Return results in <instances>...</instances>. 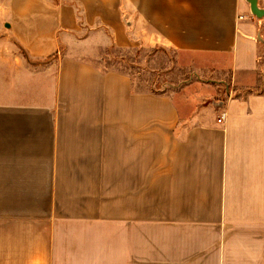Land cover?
<instances>
[{
    "label": "crops",
    "instance_id": "crops-1",
    "mask_svg": "<svg viewBox=\"0 0 264 264\" xmlns=\"http://www.w3.org/2000/svg\"><path fill=\"white\" fill-rule=\"evenodd\" d=\"M8 1L0 44L59 62L49 99L0 101V264H264V19L247 0ZM160 46L230 80L172 96L92 62Z\"/></svg>",
    "mask_w": 264,
    "mask_h": 264
},
{
    "label": "rangeland",
    "instance_id": "rangeland-1",
    "mask_svg": "<svg viewBox=\"0 0 264 264\" xmlns=\"http://www.w3.org/2000/svg\"><path fill=\"white\" fill-rule=\"evenodd\" d=\"M7 2L0 0V5ZM2 31L3 35L8 33V30ZM0 55V101L30 103L53 95L50 90L56 81L59 55L43 60L30 59L22 48L7 43L0 44ZM199 57L161 46L129 50L111 48L102 51L92 62L103 69L128 73L141 90L166 92L172 96L197 90L199 85L211 80H230L228 73H216L206 65L207 59Z\"/></svg>",
    "mask_w": 264,
    "mask_h": 264
},
{
    "label": "water",
    "instance_id": "water-1",
    "mask_svg": "<svg viewBox=\"0 0 264 264\" xmlns=\"http://www.w3.org/2000/svg\"><path fill=\"white\" fill-rule=\"evenodd\" d=\"M248 4L250 5L251 14L258 19L264 18V9L260 6L259 0H247ZM6 27H9L6 24Z\"/></svg>",
    "mask_w": 264,
    "mask_h": 264
},
{
    "label": "built area",
    "instance_id": "built-area-1",
    "mask_svg": "<svg viewBox=\"0 0 264 264\" xmlns=\"http://www.w3.org/2000/svg\"><path fill=\"white\" fill-rule=\"evenodd\" d=\"M221 121V120H220Z\"/></svg>",
    "mask_w": 264,
    "mask_h": 264
}]
</instances>
